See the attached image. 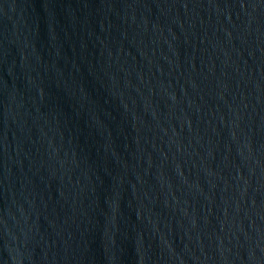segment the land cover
Masks as SVG:
<instances>
[{
  "label": "water",
  "instance_id": "obj_1",
  "mask_svg": "<svg viewBox=\"0 0 264 264\" xmlns=\"http://www.w3.org/2000/svg\"><path fill=\"white\" fill-rule=\"evenodd\" d=\"M0 264H264V0H0Z\"/></svg>",
  "mask_w": 264,
  "mask_h": 264
}]
</instances>
